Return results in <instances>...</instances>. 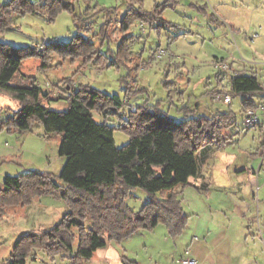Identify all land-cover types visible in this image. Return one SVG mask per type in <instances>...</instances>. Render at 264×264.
I'll return each mask as SVG.
<instances>
[{"label":"rangeland","instance_id":"1","mask_svg":"<svg viewBox=\"0 0 264 264\" xmlns=\"http://www.w3.org/2000/svg\"><path fill=\"white\" fill-rule=\"evenodd\" d=\"M8 1L0 0V7ZM71 2L73 12L63 10L53 19L40 13L14 16L13 27L0 34L2 41L28 47L20 53L24 54L21 73L34 78L49 93L44 102L51 109L66 110L70 95L82 85L120 94L124 102L119 112L122 116L110 114L105 120L101 110L91 111L97 122L105 120L117 127V147L132 137L119 128L121 120L127 119L130 109L144 103L159 102L178 120L185 118L189 106H196L201 113L231 109L237 114L238 125L230 129L233 141L213 149L203 163L206 180L196 184L192 179L194 183L183 187L182 204L188 220L179 234L172 235L160 222L120 241L110 240L90 258H72L76 241L74 251L65 255L36 249L25 264H123L122 258L136 264H181L187 248L198 264L199 257L205 256L212 261L206 264H217L212 259L231 254L234 242H261L264 246V125L245 126L246 113L239 95L233 96L230 104L216 99L227 93L217 91L229 88L227 72L218 75V61L234 67L242 62L248 71L258 67L264 82V0ZM140 5L146 11L159 5L166 25L132 18L124 29L122 16L129 7ZM84 13L94 17L84 21L86 26L78 25V17ZM104 31L112 39L103 37ZM51 44L55 49L48 50L50 54L46 52L44 58L29 53ZM231 73L234 69L228 71ZM128 90L132 95L127 94ZM0 109V187L7 175L33 170L50 172L57 183H63L59 176L67 156L60 153L62 135L46 133L41 123L30 130H9V125L2 122L18 109V103L7 93H0ZM205 181L206 187L202 183ZM149 197L145 189L135 187L125 200L137 211ZM67 211L66 201L52 193L0 210V264H12L13 249L24 234L58 223ZM197 236L198 241L194 239ZM201 244L205 247L198 251ZM256 258L254 264H264V257Z\"/></svg>","mask_w":264,"mask_h":264},{"label":"trees","instance_id":"2","mask_svg":"<svg viewBox=\"0 0 264 264\" xmlns=\"http://www.w3.org/2000/svg\"><path fill=\"white\" fill-rule=\"evenodd\" d=\"M63 10L74 11L71 0H10L0 7V34L13 27L14 16L40 13L53 19ZM93 17V14L80 15L78 25L86 26L84 21ZM122 18L124 29L130 26L132 18L157 20L164 26L167 23L159 5L151 11L144 10L142 5L129 7ZM104 36L110 37L106 31ZM26 49L0 40V93L9 94L18 103V109L2 123L9 125V130L12 127L30 130L35 123H41L46 133H60V153L67 156V161L59 176L63 183H57L55 175L46 171L7 175L0 187V210L31 203L38 195L52 193L66 201L69 211L58 223L24 234L15 244L12 264H25L36 249L50 255L71 253L76 241V254L72 258H90L110 240L120 241L160 222L172 235L182 232L188 220L182 189L200 176L213 149L233 141L230 129L238 125L237 114L231 109L201 113L196 106H189L185 108V118L178 120L164 111L159 102L144 103L130 109L127 119L121 120L119 128L132 137L117 147L114 139L117 127L105 120L110 114L122 116L119 112L124 102L120 94L82 85L70 95L66 110L51 109L44 102L49 93L34 78L21 73L24 54L20 53ZM50 49H55L52 44L29 53L44 58ZM222 73L219 72V77ZM226 74L229 88L216 93L239 95L246 114L264 105V85L256 73L234 70ZM92 109L101 110L104 122L94 119ZM135 187L145 189L150 196L137 211L125 200L128 191ZM163 192L165 195H161ZM121 261L136 264L125 258Z\"/></svg>","mask_w":264,"mask_h":264},{"label":"crops","instance_id":"3","mask_svg":"<svg viewBox=\"0 0 264 264\" xmlns=\"http://www.w3.org/2000/svg\"><path fill=\"white\" fill-rule=\"evenodd\" d=\"M258 36L259 35L257 33V37ZM261 37L264 38V35L261 36ZM217 64H218V62H217ZM230 66H231V69L230 70H233L234 69V70L241 71V72H246V73H256V75L259 77V79L260 78L262 79L261 75H259V73H258L259 72L258 67H255V68L251 67V71H248L247 66L244 65L242 62H239V64L237 65V67H234L233 65H230ZM262 69H264V64H263V68ZM216 77L219 80L218 75ZM261 79H260V81L264 85V82ZM260 109H258L257 111L260 110V111L263 112V114L260 115L261 113L259 112L260 121L257 124L264 125V105ZM201 179L206 180V176L203 173V171L201 172L200 176L194 178V181H196L195 183L198 184L197 181H199ZM202 183H203V186L204 187L207 186L206 183L208 184L207 181L202 182ZM194 239L196 241L199 240L198 236L196 238H194ZM205 243L207 245L209 244V242L207 240H206ZM234 244L235 245L232 246V253L231 254H228L227 257H225V256L216 257V258L214 257V259H212L213 262H215L217 264H225V263H228V264H254L255 262L257 263V260H256L257 259L256 258L257 256L261 255L262 257H264V246H263V244L261 242H258V243L256 242V243H251V244H244L243 242L239 241V242H236V243L234 242ZM203 247H205L204 244H201V246L198 247V251H200L201 249H203ZM243 250H245L244 253H243ZM199 259H200L199 260V264H206L208 262H212V261H209V257H206V256L205 257H199Z\"/></svg>","mask_w":264,"mask_h":264},{"label":"built area","instance_id":"4","mask_svg":"<svg viewBox=\"0 0 264 264\" xmlns=\"http://www.w3.org/2000/svg\"><path fill=\"white\" fill-rule=\"evenodd\" d=\"M218 68L222 72H228L231 69L230 64L222 61H218ZM217 100L223 99V101L227 104L232 102V96L229 93L224 94L222 97L218 96ZM260 121V115L257 110H250L247 112L244 120L245 126H252ZM181 264H198V261L195 257L191 255V251L189 248L185 250L184 255L180 259Z\"/></svg>","mask_w":264,"mask_h":264}]
</instances>
